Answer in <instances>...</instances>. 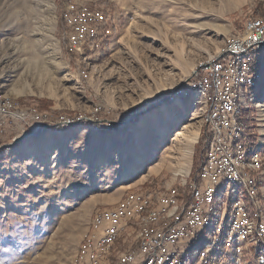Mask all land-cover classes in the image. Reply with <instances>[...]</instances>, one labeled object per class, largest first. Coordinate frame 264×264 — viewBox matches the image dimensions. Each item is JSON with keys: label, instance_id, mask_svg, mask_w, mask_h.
<instances>
[{"label": "rangeland", "instance_id": "obj_1", "mask_svg": "<svg viewBox=\"0 0 264 264\" xmlns=\"http://www.w3.org/2000/svg\"><path fill=\"white\" fill-rule=\"evenodd\" d=\"M209 3L0 0L1 94L37 100L52 121L55 111H67L101 123L52 127L0 149V264L30 263L48 244L52 256L62 252L49 264H75L94 210L114 204L126 191L148 183L143 190L162 187L183 175L174 171L187 163L188 136L198 130L188 174L195 170L202 152V100L201 108L191 109L187 102L194 96H169L200 59L214 54L228 35L242 28L247 17L264 12V0ZM79 4L108 9L117 24L108 48L82 63L86 78L78 73V58L65 47L60 18L64 8ZM43 29L50 32L49 51L57 63L45 59L29 64L22 46ZM263 97L264 90L258 100ZM258 100L247 101L257 140L264 130ZM144 150L155 156L142 160L158 167L143 179L134 160ZM210 239L208 234L201 241Z\"/></svg>", "mask_w": 264, "mask_h": 264}, {"label": "built area", "instance_id": "obj_2", "mask_svg": "<svg viewBox=\"0 0 264 264\" xmlns=\"http://www.w3.org/2000/svg\"><path fill=\"white\" fill-rule=\"evenodd\" d=\"M60 18L65 47L86 78L82 63L108 48L117 24L108 9L86 4L67 6ZM263 50L264 12L247 17L172 90L169 100L197 95L203 102L196 172L162 187L126 191L94 210L75 264H264V144L257 136L251 144L241 125L242 111L250 107L247 94L264 73ZM51 117L0 92V149L56 125L89 120Z\"/></svg>", "mask_w": 264, "mask_h": 264}, {"label": "bare ground", "instance_id": "obj_3", "mask_svg": "<svg viewBox=\"0 0 264 264\" xmlns=\"http://www.w3.org/2000/svg\"><path fill=\"white\" fill-rule=\"evenodd\" d=\"M196 1L201 3L204 7H206L208 5L211 6V3H209V0H196ZM221 8H222V10H227L226 5H222ZM36 31L41 32L40 36L37 38H33V37L29 38L27 41H24L25 44H23V46H22V49H24L27 53L26 60L29 62V64H32V65H38V64L42 63L41 61H44L45 59H50L52 63H54V62L57 63L56 58L49 51L50 48H49L48 41H49L50 32L48 35L47 30L43 29V30H36ZM39 69H41V67ZM39 94H42V93L39 92ZM198 100H199V96H194L193 99H190L187 102L188 107L191 109L201 108ZM174 103L178 104L179 103L178 99H175ZM256 106L259 109V116L261 117V120L264 122V97L256 102ZM162 107L166 109L167 105H164ZM186 108H187V106H186ZM262 134L263 135L259 139V143L261 145L264 144V130L262 131ZM198 135H199V131L195 130L188 136L189 142H187V143L190 145V148L188 149V151H186L187 153H185V154H187L186 155L187 156V163H185V165L183 167H180L178 170H175L174 171L175 175L180 174V173H182L183 175H187L189 173V168L191 165L192 146L197 141ZM153 156H155L154 151L153 152H150L148 150L147 151L144 150L143 152L138 151V154L135 155L136 158L134 160L136 162L135 164H140L139 165L140 169H139V171H137L138 176H142V178H143V177H145L146 172H150L151 170L157 169L158 166L148 167L147 163H145L142 160L143 158L144 159H150ZM132 162H133V160L132 161L129 160L130 165H134ZM71 217H70V219H71ZM45 252H49V255H46ZM52 252H53L52 248L48 244V245H46V247L44 248L42 253H40L38 256L34 257L32 262L26 263V264H49L52 262V260H53L52 258L54 257V256H52ZM61 253L62 252H60V251L56 252V254H55L56 256L54 258L55 259L60 258ZM56 264H57V262H56Z\"/></svg>", "mask_w": 264, "mask_h": 264}, {"label": "trees", "instance_id": "obj_4", "mask_svg": "<svg viewBox=\"0 0 264 264\" xmlns=\"http://www.w3.org/2000/svg\"><path fill=\"white\" fill-rule=\"evenodd\" d=\"M262 59H263V71H264V50L262 52ZM263 90H264V73H263V76H262L261 80L257 84V86L254 88V90L247 94V101L251 102L253 100H258L259 97L261 96V92ZM19 102H20L21 105H35L39 109H43V107L39 104V102L37 100H35V99H32V98H28V97L22 98V99L19 100ZM163 102L164 103H168L169 102L167 97H165L163 99ZM250 111H251L250 108L248 110H243L242 111V114H241V125H242V128H243L244 135H246L247 137L250 138L251 144H254L255 140H256L257 133L254 130V126L250 122V117H251L250 116ZM55 113H56L57 116H60V115L72 116L73 115V112H67V111H55ZM119 113L122 114L124 112H119ZM137 118L138 117L135 116V120H137ZM80 122L94 123L97 126L101 125V123L96 122V120L93 121V122H90V121H87V120L80 121ZM117 124H115V125H117ZM68 127H70V125H68V124H60V125H56L54 128H56V129L57 128L58 129H66ZM200 139H201V148H202L203 144H204V141H203V138H200ZM197 143H198V141H197ZM200 153H201V151H200ZM199 161H200V156H199L198 163L195 166L196 168L194 167L195 170L193 172L191 171V175H193L196 172V170L198 168V165H199ZM147 185H145V186L143 185V186H141L142 188H138V189L142 190L145 187L147 188L148 187Z\"/></svg>", "mask_w": 264, "mask_h": 264}, {"label": "crops", "instance_id": "obj_5", "mask_svg": "<svg viewBox=\"0 0 264 264\" xmlns=\"http://www.w3.org/2000/svg\"><path fill=\"white\" fill-rule=\"evenodd\" d=\"M263 154H264V150H263ZM260 186H261V190L264 193V179L260 181Z\"/></svg>", "mask_w": 264, "mask_h": 264}, {"label": "water", "instance_id": "obj_6", "mask_svg": "<svg viewBox=\"0 0 264 264\" xmlns=\"http://www.w3.org/2000/svg\"><path fill=\"white\" fill-rule=\"evenodd\" d=\"M135 118V117H134ZM134 118H132L129 122H132L134 120Z\"/></svg>", "mask_w": 264, "mask_h": 264}]
</instances>
